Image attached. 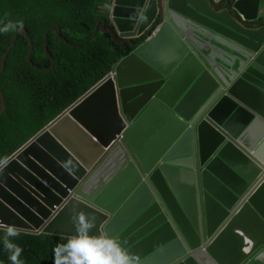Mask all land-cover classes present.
Returning <instances> with one entry per match:
<instances>
[{"label":"water","instance_id":"water-1","mask_svg":"<svg viewBox=\"0 0 264 264\" xmlns=\"http://www.w3.org/2000/svg\"><path fill=\"white\" fill-rule=\"evenodd\" d=\"M103 7L89 40L132 50L0 164V223L69 238L84 212L141 264H264V0ZM19 33L38 69L24 29L3 56Z\"/></svg>","mask_w":264,"mask_h":264},{"label":"trees","instance_id":"trees-1","mask_svg":"<svg viewBox=\"0 0 264 264\" xmlns=\"http://www.w3.org/2000/svg\"><path fill=\"white\" fill-rule=\"evenodd\" d=\"M106 0H0V27L9 21H23L31 39V67L27 61L28 43L19 33L5 59L0 74V91L5 110L0 115V161L65 108L81 97L111 70L114 63L129 54L128 43H114L108 33H96L97 22L107 20L101 8ZM53 24L60 27L61 42ZM16 31V30H15ZM15 31L0 32V55L7 49ZM47 33V34H46ZM46 34V35H45ZM52 60L44 55L43 44ZM51 70H44L50 67ZM6 231L0 230V264H11L4 249ZM23 248L24 264H53V249L68 238L48 234H26L11 238Z\"/></svg>","mask_w":264,"mask_h":264},{"label":"clouds","instance_id":"clouds-1","mask_svg":"<svg viewBox=\"0 0 264 264\" xmlns=\"http://www.w3.org/2000/svg\"><path fill=\"white\" fill-rule=\"evenodd\" d=\"M23 28V21L15 23L9 21L3 27H0V32L7 33L9 31L23 30ZM3 54L0 55V74H4L6 71L5 59L7 54L6 56H3ZM8 162L7 158H5L0 161V164L7 166ZM63 166L69 171L72 170L71 161L63 162ZM2 171L3 168L0 167V172ZM72 222L75 226V235L69 237L66 243H58L54 247L53 264H141L140 257L137 254L126 250L119 241L106 233L90 235L92 229L96 227L94 216L90 217L84 212H79L74 214ZM0 227L6 230L3 245L5 251L9 254L8 259L11 264H24L20 259L24 251L23 248L11 239L19 236L21 229L16 225H3L2 223H0Z\"/></svg>","mask_w":264,"mask_h":264},{"label":"crops","instance_id":"crops-1","mask_svg":"<svg viewBox=\"0 0 264 264\" xmlns=\"http://www.w3.org/2000/svg\"><path fill=\"white\" fill-rule=\"evenodd\" d=\"M101 12H105L104 7L101 8Z\"/></svg>","mask_w":264,"mask_h":264},{"label":"built area","instance_id":"built-area-1","mask_svg":"<svg viewBox=\"0 0 264 264\" xmlns=\"http://www.w3.org/2000/svg\"><path fill=\"white\" fill-rule=\"evenodd\" d=\"M154 33H155V32H152V34H151V35H154Z\"/></svg>","mask_w":264,"mask_h":264}]
</instances>
